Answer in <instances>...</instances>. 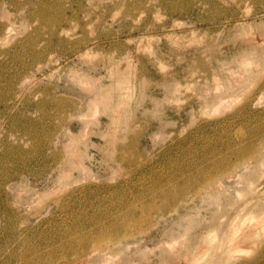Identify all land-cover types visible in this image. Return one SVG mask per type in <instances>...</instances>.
Returning a JSON list of instances; mask_svg holds the SVG:
<instances>
[{"label": "rangeland", "instance_id": "374dc122", "mask_svg": "<svg viewBox=\"0 0 264 264\" xmlns=\"http://www.w3.org/2000/svg\"><path fill=\"white\" fill-rule=\"evenodd\" d=\"M261 222L264 0H0V264H264Z\"/></svg>", "mask_w": 264, "mask_h": 264}, {"label": "bare ground", "instance_id": "6f19581e", "mask_svg": "<svg viewBox=\"0 0 264 264\" xmlns=\"http://www.w3.org/2000/svg\"><path fill=\"white\" fill-rule=\"evenodd\" d=\"M244 148V147H243ZM255 148V147H254ZM253 148V149H254ZM245 149V148H244ZM247 149H248V147H247ZM252 149V150H253ZM257 150V149H256ZM241 151V150H240ZM242 151H245V150H242ZM241 151V152H242ZM248 151V150H247ZM250 151V150H249ZM255 151V150H254ZM237 152H239V150L237 151ZM236 152V153H237ZM257 152V155H258V151H256ZM246 153V152H245ZM248 153V152H247ZM251 153V152H250ZM252 153H254L255 154V156H256V153L255 152H252ZM239 155V154H238ZM242 156H244V155H242ZM250 156H251V154H250ZM249 156V157H250ZM239 157V156H238ZM248 157V156H247ZM251 157H254V155L252 154V156ZM243 158V157H242ZM224 159H226V158H224ZM245 159H247V162H248V158H246L245 157ZM255 159V158H254ZM230 160V159H229ZM250 160V159H249ZM246 161V160H245ZM244 161V162H245ZM225 162V161H224ZM227 162H229V161H227ZM230 162H231V160H230ZM242 162V161H241ZM215 163V162H214ZM219 164H217V162H216V165H220V161L218 162ZM221 163H222V160H221ZM237 163V162H236ZM246 163V162H245ZM245 163H243V165L245 164ZM234 164V163H233ZM237 164H239V165H241L239 162L237 163ZM228 165V164H227ZM231 165V164H230ZM239 165H236V166H238L239 167ZM212 166V168L215 166V165H211ZM221 166V165H220ZM224 166V165H223ZM234 166V165H233ZM242 166V165H241ZM240 166V167H241ZM235 167V166H234ZM234 167H232V169H234V171L233 172H235L236 170H235V168ZM237 167V168H238ZM236 168V169H237ZM210 169H211V167H210ZM210 169H208V170H210ZM218 169H219V166H218ZM226 169V168H225ZM224 169V170H225ZM228 169H230V168H228ZM216 170V169H215ZM223 170V169H222ZM220 171V172H216V173H212L209 177H208V179L206 180V187H208V189L209 188H219L220 189V187H222V185H221V182H220V180H221V178L222 177H229L230 178V176L232 175V170H231V175H230V170H229V172H227V173H225V171ZM219 171V170H218ZM226 171H227V169H226ZM207 172V171H206ZM205 174V173H204ZM208 174V173H207ZM207 174H205V175H207ZM205 175H204V177H205ZM204 180V179H203ZM203 186H205V184H203ZM204 188V187H203ZM206 189V188H205ZM197 196V195H196ZM262 204V203H261ZM150 206V205H149ZM239 216H240V214H239ZM237 218H235V220H236ZM136 222V221H135ZM138 222V221H137ZM261 223H264V222H261ZM238 224H241L240 222L238 223ZM118 235V234H117ZM223 246V245H222ZM222 246H221V249H222Z\"/></svg>", "mask_w": 264, "mask_h": 264}]
</instances>
